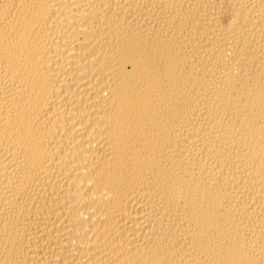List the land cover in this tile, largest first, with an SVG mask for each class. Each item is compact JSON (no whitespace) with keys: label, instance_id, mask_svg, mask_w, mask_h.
Returning <instances> with one entry per match:
<instances>
[{"label":"bare ground","instance_id":"1","mask_svg":"<svg viewBox=\"0 0 264 264\" xmlns=\"http://www.w3.org/2000/svg\"><path fill=\"white\" fill-rule=\"evenodd\" d=\"M0 264H264V0H0Z\"/></svg>","mask_w":264,"mask_h":264}]
</instances>
